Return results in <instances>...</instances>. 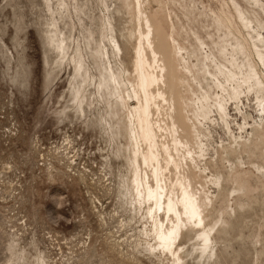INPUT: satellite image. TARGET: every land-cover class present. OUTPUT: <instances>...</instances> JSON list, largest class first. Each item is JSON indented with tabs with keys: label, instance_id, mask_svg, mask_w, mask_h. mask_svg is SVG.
Masks as SVG:
<instances>
[{
	"label": "rangeland",
	"instance_id": "rangeland-1",
	"mask_svg": "<svg viewBox=\"0 0 264 264\" xmlns=\"http://www.w3.org/2000/svg\"><path fill=\"white\" fill-rule=\"evenodd\" d=\"M0 264H264V0H0Z\"/></svg>",
	"mask_w": 264,
	"mask_h": 264
}]
</instances>
